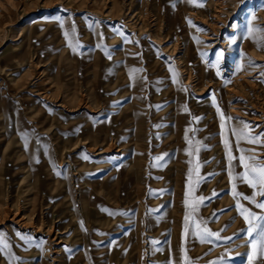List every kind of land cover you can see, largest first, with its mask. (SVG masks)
I'll return each instance as SVG.
<instances>
[{
	"label": "rangeland",
	"instance_id": "374dc122",
	"mask_svg": "<svg viewBox=\"0 0 264 264\" xmlns=\"http://www.w3.org/2000/svg\"><path fill=\"white\" fill-rule=\"evenodd\" d=\"M0 100V264H249L264 0H0Z\"/></svg>",
	"mask_w": 264,
	"mask_h": 264
},
{
	"label": "snow or ice",
	"instance_id": "6c2138e0",
	"mask_svg": "<svg viewBox=\"0 0 264 264\" xmlns=\"http://www.w3.org/2000/svg\"><path fill=\"white\" fill-rule=\"evenodd\" d=\"M189 2H192V0H189ZM222 119H223V115H222ZM242 124L244 126L239 130L235 128L231 129L232 134L237 137V140L239 141L241 139H246L248 140V142L259 143L260 142L259 137H252L250 135V126L247 124V122H242ZM225 146L229 147L227 139L225 140ZM240 152L243 153L244 150L241 149ZM228 157L230 161L233 159H238L240 165L242 166L243 172L240 174L239 178L242 181L247 182L250 185V187L254 189L258 188L259 194L264 195V164L260 163L256 156L246 157L244 155H239L238 157H233L230 148L228 152ZM157 159H161V158L158 157ZM234 194L235 196L241 195L240 193H234ZM243 198L246 200H250L252 203H255L257 208L264 210V202L257 203L255 200V194L251 197L244 196ZM199 199L202 201L204 198L201 197ZM198 203L199 202H197L196 207L192 208V212H195L197 210ZM237 207L241 209L240 215L243 216L244 220L248 224L247 235L249 236V239L251 241V248H252V253L249 257V264H252V261L256 259L257 255L261 258L262 264H264V215H258L256 212H252L249 209L244 208V206L239 203H237ZM189 218L190 217L186 215L185 225H187ZM192 223L197 230L201 229V223L197 222L195 218L192 219ZM203 232L206 233L208 236L217 235L218 237V234L212 233L206 227L203 228ZM201 238L204 239V236H202ZM7 246L8 245L5 244V247Z\"/></svg>",
	"mask_w": 264,
	"mask_h": 264
},
{
	"label": "crops",
	"instance_id": "0c3cea01",
	"mask_svg": "<svg viewBox=\"0 0 264 264\" xmlns=\"http://www.w3.org/2000/svg\"><path fill=\"white\" fill-rule=\"evenodd\" d=\"M152 96L154 97H156V93H155V90L154 89H152ZM173 95H169L168 93H167V95L164 97V99H169L170 97H172ZM1 101V100H0ZM168 102H170V101H168ZM169 108V107H168ZM167 108V109H168ZM164 111H166V109L164 110ZM156 112H157V110H156ZM169 115H167L168 116V119H171V118H173L174 117V114H173V109L172 110H170L169 111V113H168ZM168 127L169 128H173V127H175V124L174 123H168ZM145 128H146V126H144V125H142V124H138V127L137 128H135V131H137L138 129H140V130H145ZM187 128L188 127H186L185 129L187 130ZM147 129H148V127H147ZM153 129H155V127L153 128ZM163 130H165V129H163ZM148 131V130H147ZM157 131V130H156ZM144 132H146V131H144ZM144 132H143V134H144ZM142 133V132H141ZM153 133H154V131H153ZM168 134H170V135H174V134H171V133H169V132H167ZM186 137H187V142H188V140H190V137H189V134H186ZM188 145H189V142H188ZM134 155V154H133ZM134 158H133V161H135V165L137 166V170H138V172L140 173V168L142 167V164H140L139 162H136V160H135V155L133 156ZM169 160H171L170 159V157H169ZM124 164H122V166H124V169H125V172H126V169H127V165H126V162L124 161L123 162ZM117 170H119V169H117ZM121 174H122V176H124V174L123 173H120L119 175L121 176ZM118 176V173H117V175L115 174V176H114V178H116ZM113 178V177H112ZM112 178H111V183H112ZM139 178H140V176H139ZM104 179H110L109 177L108 178H106V177H104ZM169 179L171 180V176H169ZM170 180H169V183H170ZM111 183H109V184H111ZM120 185H121V183H120ZM121 190H119V192H120ZM119 192L118 193H116V194H113L112 196H110L109 195V193L107 194V197H108V195H109V197H112L114 200V203L113 204H115V199L116 198H119L120 199V197L118 196V194H119ZM167 193H168V191H167ZM168 195H173V191H172V189H171V187H170V192L168 193ZM113 196H115V197H113ZM173 197H174V195H173ZM185 199L186 198H182V200H181V203L183 204V205H185ZM104 203H105V201H104ZM172 204H173V202H172ZM116 205V204H115ZM139 206V205H138ZM109 207V213H111V212H115V211H113V207L111 208L110 206H108ZM108 207L106 208V206L103 204V206H102V208L101 207H97V210H102L103 212L105 211H107L108 210ZM138 208V207H137ZM136 208V209H137ZM166 208H172V205L171 204H167L166 205ZM185 209V208H184ZM184 209H182V211H184ZM189 210V209H188ZM190 212V211H189ZM182 213V212H181ZM117 214H120V213H117ZM123 214V213H122ZM122 214H120V215H122ZM183 214V213H182ZM190 214H192V212H190ZM172 220V219H171ZM152 222H155V220H152ZM170 223H168V224H165L162 228H161V226L160 227H158V231H157V233H156V236L158 237V238H160V239H162V240H164L163 241V244L165 243V244H167V243H170V242H173V239H174V230H173V225H175V222H173V221H169ZM172 222H173V224H172ZM176 222H183V220L181 219V216H180V219H178ZM155 224V223H154ZM128 226H130V225H123V228H125V227H128ZM120 229H121V227H120ZM159 230H162V232H160ZM70 257V256H69ZM101 262H103V263H105V264H107L105 261H101ZM100 262V263H101ZM99 263V264H100Z\"/></svg>",
	"mask_w": 264,
	"mask_h": 264
},
{
	"label": "bare ground",
	"instance_id": "6f19581e",
	"mask_svg": "<svg viewBox=\"0 0 264 264\" xmlns=\"http://www.w3.org/2000/svg\"><path fill=\"white\" fill-rule=\"evenodd\" d=\"M129 64H130V63H129ZM179 117H181V116H179ZM2 137H3V135L0 134V139H2ZM23 139H24V138H23ZM1 183H2V182H1ZM17 211H18V209H17ZM40 225H41V224H40ZM53 228H54L53 226L50 227L51 231L54 230Z\"/></svg>",
	"mask_w": 264,
	"mask_h": 264
}]
</instances>
